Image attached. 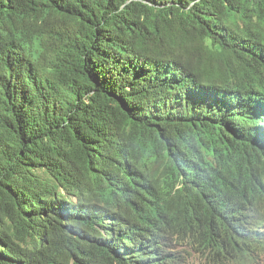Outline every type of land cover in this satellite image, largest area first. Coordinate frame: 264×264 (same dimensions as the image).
<instances>
[{
  "label": "trees",
  "instance_id": "1",
  "mask_svg": "<svg viewBox=\"0 0 264 264\" xmlns=\"http://www.w3.org/2000/svg\"><path fill=\"white\" fill-rule=\"evenodd\" d=\"M190 251L264 257V0H0V264Z\"/></svg>",
  "mask_w": 264,
  "mask_h": 264
},
{
  "label": "rangeland",
  "instance_id": "2",
  "mask_svg": "<svg viewBox=\"0 0 264 264\" xmlns=\"http://www.w3.org/2000/svg\"><path fill=\"white\" fill-rule=\"evenodd\" d=\"M185 264H202V259L198 254L190 251V253L187 254ZM254 264H264V257L257 258V261Z\"/></svg>",
  "mask_w": 264,
  "mask_h": 264
},
{
  "label": "bare ground",
  "instance_id": "3",
  "mask_svg": "<svg viewBox=\"0 0 264 264\" xmlns=\"http://www.w3.org/2000/svg\"><path fill=\"white\" fill-rule=\"evenodd\" d=\"M35 23V22H34ZM31 29V28H30ZM41 34V33H40ZM131 215V214H130ZM134 220V219H133ZM137 221V220H136ZM166 224V223H165ZM146 238V237H145Z\"/></svg>",
  "mask_w": 264,
  "mask_h": 264
}]
</instances>
